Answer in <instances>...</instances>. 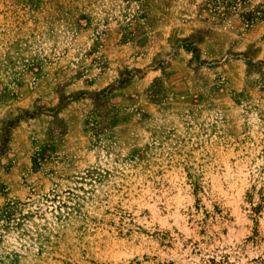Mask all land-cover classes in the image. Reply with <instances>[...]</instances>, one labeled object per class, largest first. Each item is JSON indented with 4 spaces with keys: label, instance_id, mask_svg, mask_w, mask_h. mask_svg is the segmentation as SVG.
Masks as SVG:
<instances>
[{
    "label": "rangeland",
    "instance_id": "rangeland-1",
    "mask_svg": "<svg viewBox=\"0 0 264 264\" xmlns=\"http://www.w3.org/2000/svg\"><path fill=\"white\" fill-rule=\"evenodd\" d=\"M0 264H264V0H0Z\"/></svg>",
    "mask_w": 264,
    "mask_h": 264
}]
</instances>
